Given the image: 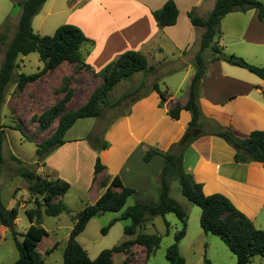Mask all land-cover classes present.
<instances>
[{"label": "crops", "instance_id": "1", "mask_svg": "<svg viewBox=\"0 0 264 264\" xmlns=\"http://www.w3.org/2000/svg\"><path fill=\"white\" fill-rule=\"evenodd\" d=\"M167 1L48 0L33 19L35 32L36 26L39 31L49 28L50 33L56 32L63 25L80 28L89 40L81 46L80 53L93 74L102 72L128 51L142 53L150 66L158 65L157 85L167 94V101L162 102L159 93L152 89L135 100L127 113L110 122L102 138L109 144L108 149L98 151L92 147L87 136H74L71 131L76 124L66 133L65 144L46 158L45 166L38 172L70 184L68 193L54 201L64 203L70 213L73 212L71 204H75L79 212L95 204L115 178H119L123 186L135 190L125 208L136 204L148 205L159 200L160 186L157 178L166 164V158L157 155L150 162H145L144 157L151 149L169 152L189 129L191 112L182 110L179 119H173L169 114L176 107L185 106L188 101L189 87L196 73L195 58L205 32L203 28L193 26L189 14L193 12L197 16L207 17L216 2L173 0L179 11L178 20L174 26L161 29L152 12L161 9ZM214 46L225 54L238 56L252 65L263 67L264 22L260 21L255 10L230 13L222 20L220 33L215 37L212 47L203 52L208 63L198 104L200 123L205 127L199 128L201 133L186 150L183 168L197 183L203 185L205 195L226 196L256 228L263 229V164L237 163L234 148L223 139L210 135L209 132L214 129L211 130L213 127H209V124L213 121L222 128L232 127L242 135L264 131V80L244 68L216 61V54L212 50ZM2 123L7 126L3 114ZM98 158L105 170L94 181ZM11 178L7 185H10L9 199L2 191L0 201L7 209H19L17 230L21 223V210L27 215V210L35 208L37 196L31 194L29 184L23 178ZM113 190L118 193L121 191L120 188ZM73 191L75 197L70 201L68 198ZM121 213H116L115 219ZM46 217L44 215L43 227ZM146 224L138 229V234L144 233L142 229ZM30 226L29 220L24 232H17L22 236ZM127 237L129 239L125 242L134 240L136 235ZM10 240L13 241L12 233L0 224V253L2 245ZM56 243L58 246L53 252H64L67 243L62 244L60 241L54 242L47 251ZM18 259L17 253L11 250L9 263H4L0 257V264H13ZM260 261L259 264H264L263 258Z\"/></svg>", "mask_w": 264, "mask_h": 264}, {"label": "trees", "instance_id": "2", "mask_svg": "<svg viewBox=\"0 0 264 264\" xmlns=\"http://www.w3.org/2000/svg\"><path fill=\"white\" fill-rule=\"evenodd\" d=\"M47 1L23 0L18 2L22 10L18 32L6 51L0 71V180L5 166L4 144L8 129V126L2 123V110L5 103V90L10 83L14 82L18 57L38 53L40 61L44 64L43 69L35 74H19L18 80L15 82L18 92H23L27 85L37 82L46 73L60 67L63 63L80 65L91 70V67L84 63L80 53L81 46L85 42H89L80 28L74 25H63L52 36H41L34 31L33 19ZM250 10H255L260 21L264 22V1L257 0H216L213 10L207 17L197 16L193 12L189 14L193 26L203 28L205 32L201 39L200 51L195 58L196 73L189 87L188 101L185 106L176 107L169 114L173 119H179L181 111L187 110L192 113V121L182 140L174 144L169 152L164 153L151 149L144 157L145 162H150L157 155L166 158V164L157 178L160 186L159 200L148 205L136 204L125 208L127 200L135 194V190L123 186L121 180L115 178L95 204L87 206L74 217V226L64 250L63 264H113V255L123 253L129 256L131 254L129 248L132 245L144 247L146 259L149 260L160 248L161 238L156 234H138V229L154 218L165 217L167 214H175L182 223V229L176 234L175 243L167 250L166 259L170 264H186L180 253L179 245L186 235L189 215L171 197V182L173 181H178L183 196L201 209L200 225L204 233L220 238L236 257L237 264H251L255 257L264 259V230L256 228L254 223L238 210L226 196L222 194L205 195L203 185L197 183L183 168L184 154L195 140L194 129L205 127L200 123L201 111L198 104L200 88L208 63L203 57V52L212 47L215 37L220 33L221 22L226 15L233 12L246 13ZM152 14L158 26L163 29L176 24L179 11L175 2L169 0L161 9L152 12ZM212 50L216 54V61H224L244 68L264 80V66H255L243 58L225 54L215 46ZM152 70L153 68L149 65L145 55L136 51H128L102 72L95 74L108 73L105 84L97 96L79 109L69 111L59 118L54 134L36 145L38 160L35 167L18 169L14 176H20L28 182L29 190L32 195L37 196V200L35 208L27 210L31 226L22 236L16 231L19 209H7L0 201V224L10 230L15 247L19 252V259L13 264H45V260L38 253L39 244L44 237L48 236L47 230L42 225L44 215L59 217L63 213H70L68 207L61 201L54 203L56 198L63 197L68 193L70 184L63 179H52L39 173L40 166H45L46 158L65 144L66 133L79 120L97 118L101 115L99 101L107 97L119 83L138 73H147ZM153 89L159 93L162 102L167 101V94L161 91L157 84ZM59 111V107H55L45 114V117L48 118L46 126L52 123ZM209 127L214 128V131L209 132L210 135L223 139L234 148L237 163L258 162L264 166V131H254L248 135H242L232 127L222 128L213 121H210ZM12 130L19 131L24 138L28 137L26 127L22 122L17 123ZM89 142L98 151L109 147L107 142L98 137H95L93 142L90 140ZM14 159L20 165L23 163L15 156ZM104 170L105 167L98 158L95 165L94 181ZM113 188H120L121 191L115 192ZM119 212H122L121 216L113 219L107 227L102 229L103 235H107L110 228L117 222L130 220L131 224L125 227L124 233L129 237L136 235V238L123 242L113 249L104 250L97 258L92 259L78 242V237L96 216ZM167 226L169 227L168 224ZM57 246L58 243L48 250L46 255L50 256ZM205 262L211 264L208 260Z\"/></svg>", "mask_w": 264, "mask_h": 264}, {"label": "rangeland", "instance_id": "3", "mask_svg": "<svg viewBox=\"0 0 264 264\" xmlns=\"http://www.w3.org/2000/svg\"><path fill=\"white\" fill-rule=\"evenodd\" d=\"M19 1L0 0V71L6 51L18 32L21 13ZM36 28L37 26L35 30L41 36H52L55 33H50L49 28H45L44 31H39ZM17 64L14 82L10 83L5 90V103L2 110L8 129L4 144L5 166L0 180V194L3 191L7 198L10 189V185L8 187L7 185L10 182L9 179H13L11 176H14L21 167L30 169L35 167L38 160L36 145L54 134L58 127L59 118L63 114L79 109L97 96L108 76V73L95 75L91 70L80 65L63 63L60 67L46 73L37 82L27 85L23 92H18L15 82L18 80L19 74H35L43 69L44 64L40 61L38 53H32L28 56L20 55ZM156 67L158 65H152V71L139 73L119 83L107 97L99 101L101 115L93 119L79 120L73 127L72 134L76 137L87 136L88 140L92 142L95 137L102 139L110 122L127 113L135 100L146 95L158 83L159 76ZM119 101L121 103L118 104ZM55 107H59V114L53 118L49 126H46L45 123H47L48 118L45 117V114ZM12 122L14 125L11 124ZM19 122H22L26 127L27 138H24L19 131H12V128ZM14 156L23 163L20 165ZM171 187L173 198L184 205L183 208L189 215L187 238L179 245L180 253L186 264H206L205 260L210 261L211 264H237L236 257L220 238L211 234H204L200 225L201 209L183 197L179 182H171ZM69 196L68 200L73 201L74 191ZM7 198L6 202L9 199ZM71 205L73 212L63 213L59 217L45 218L44 227L49 232V236L41 242L38 253L46 264H63L64 252L57 250L47 256L46 251L52 247L54 242L67 243L74 226V217L79 213L75 204ZM20 216L21 223L16 231L23 233L29 218L23 210H21ZM115 216L116 213H106L93 218L86 230L79 236V243L92 259L97 258L102 251L113 249L129 239L125 235L124 229L131 224L130 220L119 221V224L110 228L107 235H103L102 229L107 227L115 219ZM181 229V222L175 214L154 218L147 222L142 231L146 234H156L161 238V246L155 254L147 260L145 248L132 245L129 248L131 253L129 256L123 253L114 254L113 264H170L166 259L167 250L175 243V236ZM261 230H264V226ZM11 250H14L19 256L12 240L2 245L0 257L4 263H9L8 256ZM261 262L260 258H255L252 264Z\"/></svg>", "mask_w": 264, "mask_h": 264}, {"label": "water", "instance_id": "4", "mask_svg": "<svg viewBox=\"0 0 264 264\" xmlns=\"http://www.w3.org/2000/svg\"><path fill=\"white\" fill-rule=\"evenodd\" d=\"M201 133L200 129H194V137L198 136Z\"/></svg>", "mask_w": 264, "mask_h": 264}]
</instances>
